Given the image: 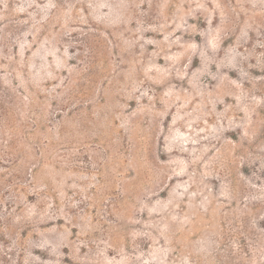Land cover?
<instances>
[{
    "label": "rangeland",
    "instance_id": "obj_1",
    "mask_svg": "<svg viewBox=\"0 0 264 264\" xmlns=\"http://www.w3.org/2000/svg\"><path fill=\"white\" fill-rule=\"evenodd\" d=\"M0 264H264V0H0Z\"/></svg>",
    "mask_w": 264,
    "mask_h": 264
}]
</instances>
